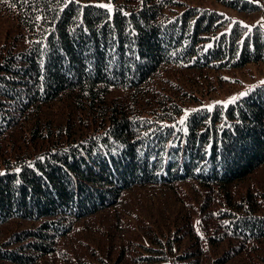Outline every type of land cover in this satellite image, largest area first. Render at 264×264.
<instances>
[{
  "label": "trees",
  "instance_id": "1",
  "mask_svg": "<svg viewBox=\"0 0 264 264\" xmlns=\"http://www.w3.org/2000/svg\"><path fill=\"white\" fill-rule=\"evenodd\" d=\"M113 1L0 0V227L14 224L0 264H264V83L186 114L175 79L264 62L263 27L187 0ZM56 103L64 123L44 115ZM259 170L262 188L237 189ZM143 185H189L199 203L145 222L144 240L60 246Z\"/></svg>",
  "mask_w": 264,
  "mask_h": 264
},
{
  "label": "rangeland",
  "instance_id": "2",
  "mask_svg": "<svg viewBox=\"0 0 264 264\" xmlns=\"http://www.w3.org/2000/svg\"><path fill=\"white\" fill-rule=\"evenodd\" d=\"M259 1L263 3L262 9L256 12H245L231 8L221 0H187L192 5L208 6L209 8L217 9L232 19V21L238 20L241 24L246 25L248 30L254 25H260L264 29V0ZM81 2L104 5V7L111 10L115 6L113 0H81ZM232 21L229 20L231 23ZM1 29L0 32H2ZM186 74V72H182V79L177 75L175 79L176 81H181L182 86L189 93L190 101L188 103L192 105L186 107L185 113L187 114L189 111L200 106L212 109L217 103L227 105L246 94L254 86L264 83V62L251 63L243 68L219 72L205 70L199 74L200 77H196L197 74L187 77ZM163 84L167 87L169 86L166 82H163ZM65 110L56 103L47 107L44 115L51 118L50 122L64 123L68 117ZM262 179L263 173L259 170L254 175L247 177L245 181L239 183L237 189L240 191L246 184L253 183L261 187L260 180ZM189 188V185L175 186L173 189L158 185H143L131 188L111 208L79 221L77 223L78 229L71 235L63 238L60 246L68 252L78 255L81 249H87L88 244H92L96 248H98V244L103 246L107 236L113 237L117 243L126 242L129 239L144 240L145 222L150 221L155 223L159 220L158 222L169 225L172 218L171 214L178 212L179 208H181L184 214H187L190 209L193 210V206L180 207L182 202L184 203L188 199L194 201L195 197V203L192 204L197 205L199 203V199L197 198L199 194L193 191V188ZM13 227V222L0 227V241L5 239L8 229H12ZM65 256H58V261H54L53 264H70L64 261L63 257ZM246 259L244 255L241 257V261L237 263L253 264L252 261ZM262 262L264 263V261Z\"/></svg>",
  "mask_w": 264,
  "mask_h": 264
},
{
  "label": "snow or ice",
  "instance_id": "3",
  "mask_svg": "<svg viewBox=\"0 0 264 264\" xmlns=\"http://www.w3.org/2000/svg\"><path fill=\"white\" fill-rule=\"evenodd\" d=\"M69 2H71V0H69ZM101 7H104V5H100Z\"/></svg>",
  "mask_w": 264,
  "mask_h": 264
}]
</instances>
